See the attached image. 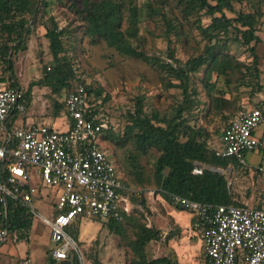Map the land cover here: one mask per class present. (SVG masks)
Segmentation results:
<instances>
[{
    "label": "rangeland",
    "instance_id": "rangeland-1",
    "mask_svg": "<svg viewBox=\"0 0 264 264\" xmlns=\"http://www.w3.org/2000/svg\"><path fill=\"white\" fill-rule=\"evenodd\" d=\"M48 5H40V10L36 16L32 33L27 41V49L15 53L13 60L15 63L16 81L23 91H26L32 81L39 80L44 76V67L51 65L52 54L50 51V40L47 36V29L52 26L50 19L53 16L59 26H68L69 29L64 35L65 52L70 57L73 67L77 73V79L72 80V85L85 80L93 87L101 86L104 89L102 97L106 94L109 99L103 102L102 111L109 118L116 129L121 132L127 123V113L133 110L138 97L143 98L144 109L148 114L157 112L162 118H171L177 111L179 105L185 106V115L189 116L190 123L205 125L207 129L213 130L220 124V119L206 115L207 110V86L204 79L209 83H214V94L219 95L225 92L226 97L239 98L241 110L264 105V0L261 4L263 14V25L258 30L262 41L256 43V51L259 54L261 72V83L263 89L257 91L249 86L242 85L238 93L236 88L226 84V76L216 72L204 77L202 70L198 75L191 78L190 87L193 91L192 103L187 105L184 102V94L178 86H168L164 81V73L154 65L140 58L126 56L117 51L114 47L101 40L93 43L89 35L85 33V21L83 20L81 5L76 7L73 0H45ZM140 6V38L134 40L135 44H140L150 55H156L169 62V46L174 49L177 62L175 64L184 65L189 58L195 57L207 48V41L201 36L198 25L207 26L211 22V17L203 12L194 13L185 18L175 3L166 5L164 11L168 17L178 23L177 34L174 30L169 31L166 19L162 13H150L147 4L153 6L161 5L160 0H134ZM257 2V0H256ZM255 5V4H254ZM236 9L245 12L253 11L251 3H236ZM233 16L234 14L229 13ZM29 16V15H28ZM128 10L124 6V20L122 27L128 26ZM234 36V34H232ZM171 40V42H170ZM232 40L229 51L241 62L251 63L253 54L251 46ZM245 70V69H243ZM239 75V74H238ZM0 76H8L6 65L0 60ZM247 77V76H246ZM168 78V77H166ZM178 82L176 79H171ZM250 80V79H248ZM8 82L0 84L7 85ZM238 94V95H236ZM63 96H58L52 92L50 86L36 85L27 101L26 112L17 113L10 119L17 126L32 125L34 123L51 124L55 127H67L68 118L65 113H56L55 101L62 100ZM101 100V99H99ZM209 116V117H208ZM223 126V123H222ZM257 137L263 142L256 150L245 153L246 163L238 165L227 177L231 190L235 197L252 207L264 208V173L258 170L259 166H264V123L260 124L256 130ZM6 133L0 130V143L4 144ZM219 135L213 134L208 140L211 147L218 145ZM106 145L118 162L119 168L124 172L125 156L131 149V145L126 147L117 146L112 140H107ZM158 151L150 149L147 155L141 158L146 172L151 174L154 161ZM29 186L35 188L34 205L36 212L28 211L32 216L33 224L29 231L28 238H22L25 231L10 230L7 240L0 242V264H20L21 259L30 258L34 264H57L51 259V250L56 243L51 239V228L43 220L42 215L54 219L59 209L57 207L58 195L61 187L49 185L45 182L41 167L38 165H27ZM141 189V196L145 200L142 204L138 200L134 209V214L142 222L148 225L155 224L163 231V239L149 245L150 256L161 255L171 252L175 246L187 264H203L204 253L197 254L194 251L196 239L200 240L199 232L191 225V218L188 210L179 215L181 224H176L174 205L165 200L162 194L156 191L153 185L138 187ZM109 218L95 215H80L68 227L69 234L75 238L84 252L86 259L91 264H126L128 263L131 250L126 245V239L111 232L107 221ZM171 229L175 232L171 238L165 239ZM131 234V227L128 226ZM194 234H197L196 236ZM191 240V241H190ZM190 249V250H189ZM191 251V253H190ZM93 255V256H92ZM97 257V262L94 260ZM129 264V263H128Z\"/></svg>",
    "mask_w": 264,
    "mask_h": 264
},
{
    "label": "trees",
    "instance_id": "trees-1",
    "mask_svg": "<svg viewBox=\"0 0 264 264\" xmlns=\"http://www.w3.org/2000/svg\"><path fill=\"white\" fill-rule=\"evenodd\" d=\"M160 1L161 5L157 7L152 3L147 4L150 13H162L168 30H174L177 34L179 33L178 23H175L174 19L168 17L167 12L164 11L169 3H175L185 18L194 13L203 12L211 17V22L207 26L198 25L201 36L208 40L207 48L199 55L189 58L184 65L174 63L177 59L174 49L170 46L169 59H173L174 62L150 55L140 44L134 43V40L140 38L142 9L134 0H73V4L76 7L81 5L80 11L86 23L85 33L90 36L93 43L104 40L108 46L114 47L119 53L143 59L154 65L164 73V81L168 86H178L182 89L184 102L187 105L192 103L193 93H198V90L193 91L190 87L191 78L202 70L204 77L213 72L225 75L226 84L235 87L236 93L242 85L252 89L256 88L257 91L263 89L260 81L262 72L260 57L256 51V43L262 41L257 32L263 25L261 9L263 0H257V2L256 0ZM243 2L251 3L254 10L248 12L237 10L236 3ZM41 4L47 6L48 2L45 0H0V60L4 66L6 65L8 72L7 77L0 76V84L7 81L6 86L20 85L15 80L17 76L13 57L15 53L27 49V41L32 33ZM124 6L128 10L126 28L122 27ZM229 13L234 15L231 16ZM50 19L52 26L47 29V36L50 40L52 62L51 65H45L43 77L30 83L25 91V97L27 100L36 85L50 86L53 93L63 96L62 100L55 101L56 113L67 114L64 94L73 86L72 80L77 79L78 76L70 57L65 52L64 35L69 27L59 26L53 16ZM232 40L247 46L255 41V44L250 47L253 54L251 63L241 62L229 51ZM171 79H176L178 82ZM204 81L208 90L205 117L210 115V117L215 116L220 119V124L216 125L213 130L207 129L203 124H191L189 116L184 113L185 106L182 104L177 107L176 113L171 118H162L157 112L148 114L144 109L143 98L138 97L134 109L129 110L126 115L127 123L122 131L116 132L112 124L104 135L105 141L112 140L119 147L131 145V149L125 156L124 172L120 170L117 160L113 157L120 177L130 189L125 192L130 196L134 208L130 212H125L122 219L109 218L107 221L111 232L126 239L125 243L131 250L129 264H180L173 250L169 253L150 256L149 245L161 241L164 238L163 231L155 224L148 225L142 222L134 214V209L139 208L136 204L138 200L145 204L141 189H137V186L143 188L153 185L156 191L178 210L184 208L173 202L171 194H179L193 200L214 204L248 205L235 197L227 177V173L238 168L232 164L236 161L233 157L218 155L216 146L211 147L208 143L211 135L221 136L224 128L241 111L240 104H237L239 98L237 96L226 97L223 91L215 95V84L205 79ZM80 82L85 85L89 94L95 96L96 100L101 99V106L109 99L108 94L102 97L104 89L101 86L93 87L85 80ZM10 119L8 124L11 126ZM150 149L157 150L158 155L151 174H148L141 158L147 155ZM196 162L204 166L203 173H194ZM238 165L241 164L238 163ZM28 211L20 201L12 199L8 201L9 231L12 229L25 231V234H21L22 238H28L33 224L32 216ZM128 226L131 227V234L127 230ZM173 231L171 229L165 235V239L171 238L175 233ZM94 260L97 262V257H94ZM57 264H77V261L76 258H72L57 262Z\"/></svg>",
    "mask_w": 264,
    "mask_h": 264
},
{
    "label": "built area",
    "instance_id": "built-area-1",
    "mask_svg": "<svg viewBox=\"0 0 264 264\" xmlns=\"http://www.w3.org/2000/svg\"><path fill=\"white\" fill-rule=\"evenodd\" d=\"M64 100L68 123L63 129L44 123L19 127L13 122L10 126L11 116L27 110L25 91L20 85L0 87V130L6 133L4 144L0 143V242L10 232V199L36 212L35 188L26 181V166L38 165L47 184L61 187L54 219L42 215L56 243L51 259L76 258L77 264H91L68 227L82 214L122 219L134 204L105 143L112 123L102 111L101 100L89 94L82 82L69 88ZM262 123L264 107L241 110L224 128L216 153L246 163L245 153L262 144L255 134ZM203 170L196 162L194 173ZM258 170L264 173V166ZM171 198L193 216V227L203 239V264H264V208L201 202L179 194ZM20 264L34 263L23 258Z\"/></svg>",
    "mask_w": 264,
    "mask_h": 264
},
{
    "label": "crops",
    "instance_id": "crops-1",
    "mask_svg": "<svg viewBox=\"0 0 264 264\" xmlns=\"http://www.w3.org/2000/svg\"><path fill=\"white\" fill-rule=\"evenodd\" d=\"M262 106L264 107V105H262ZM51 125L55 126L54 123H51ZM255 134H256V132H255ZM256 136H257V135H256ZM262 143H263V142H262ZM184 211H186V210H185V209H183V210H178V211L175 210L176 216L178 217V219L176 220V221H177L176 224H180L181 226H182V224H181V221H180L179 215H182V214L184 213ZM188 213H189V216H190V218H191V225H193V216H192L191 212L188 211ZM194 235L196 236L197 234H194ZM199 236L201 237L200 240H197L196 237L194 238V239H196V243H197V244L194 245V243H193L194 251L197 252V254H201V252L204 253L203 239H202L201 234H199ZM190 241H191V240H190ZM172 247H173L172 250L174 251V253H175V255H176V258L178 259L179 263H180V264H187L188 262H186V259H184V258L182 257V254L180 253V251H179L175 246H172ZM189 250H190V249H189ZM190 253H191V251H190ZM204 258H205V254H204V256H203V263H204Z\"/></svg>",
    "mask_w": 264,
    "mask_h": 264
}]
</instances>
